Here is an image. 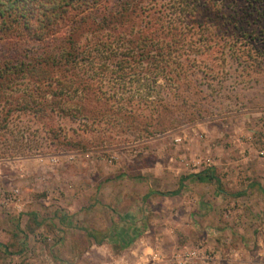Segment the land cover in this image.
Listing matches in <instances>:
<instances>
[{
    "label": "rangeland",
    "instance_id": "rangeland-1",
    "mask_svg": "<svg viewBox=\"0 0 264 264\" xmlns=\"http://www.w3.org/2000/svg\"><path fill=\"white\" fill-rule=\"evenodd\" d=\"M106 1L133 12L122 25L135 34L172 3ZM185 1L208 29L191 22L181 54L167 51L176 80L122 90L114 70L88 64L101 92L74 95L70 114L41 110L43 88L11 70L45 45L0 38V264H106L146 234L175 247L167 256L203 247L210 264H263L264 195L249 200L245 186L264 177V0ZM145 89L151 102H137Z\"/></svg>",
    "mask_w": 264,
    "mask_h": 264
},
{
    "label": "trees",
    "instance_id": "trees-1",
    "mask_svg": "<svg viewBox=\"0 0 264 264\" xmlns=\"http://www.w3.org/2000/svg\"><path fill=\"white\" fill-rule=\"evenodd\" d=\"M171 1L170 16L163 12L135 34L127 33L128 29L122 25L134 26L133 21L127 19L133 12L109 9L106 0H0V38L13 36L15 31L19 40L27 38L45 45L42 55H33V61L22 63L20 69L15 65L11 70L26 72L38 89L43 88L38 95L41 110L50 105L52 109L59 107L61 112L70 114L72 109H66L63 104L73 100L74 95L80 93L82 96L78 98L88 99L91 92L98 95L101 92L102 80L84 77L88 64L91 67L98 64L99 71L104 73L109 68L114 70V80L122 90H126L128 83L135 82L142 89L146 88L149 75L157 82L160 76L167 80V73L171 81L173 73L181 74L183 68L180 64L173 66L175 58L167 57V51L181 54L188 26L195 20L189 18L185 0ZM194 23L208 29L202 21ZM84 34H90L86 42L81 41ZM50 69L59 71L61 76L49 77ZM150 94L147 90L139 93L137 102L150 103ZM48 95L54 99H47ZM81 108L95 116L102 113L97 108ZM121 114L124 118L133 115L127 110ZM153 193L177 195L179 192H150Z\"/></svg>",
    "mask_w": 264,
    "mask_h": 264
},
{
    "label": "crops",
    "instance_id": "crops-1",
    "mask_svg": "<svg viewBox=\"0 0 264 264\" xmlns=\"http://www.w3.org/2000/svg\"><path fill=\"white\" fill-rule=\"evenodd\" d=\"M182 186H183V188H182L181 194L183 193L184 189H186V186L184 184ZM246 190L248 191V194L249 193L250 194L248 195L246 192H244L243 195L247 194L248 195L247 198L249 200H252V195L256 196V195H259V193L261 194V196H259V198H262V196L264 195V177H260L259 180L255 181L254 183H248L245 186V191ZM147 195L150 196L151 195L150 192ZM179 195H177V196H179ZM165 196H174V195H165ZM204 212L205 211L197 210V213H195V215H196V217L200 218L203 216ZM156 239L158 240V244H156V242L152 238V236H149L147 234L144 236H141L137 240L135 239L133 242H131L130 246L125 248V251L122 250V252L124 254L121 256H126L127 260L131 264H136L137 262L144 261L147 258L151 259L152 256H154V255L161 256V255H165V253H168L171 251L173 252V250L175 249V247L169 246L168 244H167V249L163 248L162 247V246H164L163 243L166 241H164V239L159 241L158 237ZM146 240H148L149 243H152V241H154L155 242L154 246L152 244H150L151 247L146 246V243H145ZM123 243H125V242L123 241ZM163 250H166V251H163ZM145 255H147L146 258L144 257ZM87 264H93V263L89 259V260H87Z\"/></svg>",
    "mask_w": 264,
    "mask_h": 264
},
{
    "label": "built area",
    "instance_id": "built-area-1",
    "mask_svg": "<svg viewBox=\"0 0 264 264\" xmlns=\"http://www.w3.org/2000/svg\"><path fill=\"white\" fill-rule=\"evenodd\" d=\"M262 252V253H261ZM260 258L264 264V245L260 250ZM215 259L214 251L198 247L196 249H182L175 251L171 255H154L150 259L137 262L136 264H210V261ZM106 264H131L126 256L112 259Z\"/></svg>",
    "mask_w": 264,
    "mask_h": 264
}]
</instances>
